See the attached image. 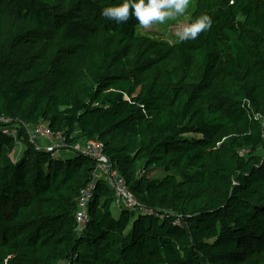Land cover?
Listing matches in <instances>:
<instances>
[{
  "label": "trees",
  "instance_id": "16d2710c",
  "mask_svg": "<svg viewBox=\"0 0 264 264\" xmlns=\"http://www.w3.org/2000/svg\"><path fill=\"white\" fill-rule=\"evenodd\" d=\"M122 2L0 0V264H264V0H198L175 43L100 15ZM18 122L101 141L138 207L101 179L77 234L96 161Z\"/></svg>",
  "mask_w": 264,
  "mask_h": 264
},
{
  "label": "built area",
  "instance_id": "2783aa9c",
  "mask_svg": "<svg viewBox=\"0 0 264 264\" xmlns=\"http://www.w3.org/2000/svg\"><path fill=\"white\" fill-rule=\"evenodd\" d=\"M255 120L261 122L264 138V116L252 113ZM0 122L8 124L9 119L2 118ZM24 130L28 136L29 143L32 144L37 151H44L53 154L59 158H64L66 154H80L90 157L97 163L93 172V180L81 190L77 200L76 222L77 234L81 235L89 222V207L94 199L96 192V184L103 179L107 185L114 191L116 195L115 207L136 209L138 203L134 195L130 192L126 185L125 179L120 172L114 167L104 152V145L98 139L84 142L83 144L69 145L62 132H54L50 127L37 125L33 126L18 122L13 125L11 134L19 137V132ZM26 149V145L18 142L16 148V157L21 155ZM59 264H66L61 262Z\"/></svg>",
  "mask_w": 264,
  "mask_h": 264
},
{
  "label": "clouds",
  "instance_id": "9594fccd",
  "mask_svg": "<svg viewBox=\"0 0 264 264\" xmlns=\"http://www.w3.org/2000/svg\"><path fill=\"white\" fill-rule=\"evenodd\" d=\"M189 3L190 0H123L122 3L102 8L100 15L117 24L126 23L134 17L142 28H149L153 24H164L184 16ZM211 25V18L201 15L179 30L176 36L180 42L196 40Z\"/></svg>",
  "mask_w": 264,
  "mask_h": 264
},
{
  "label": "rangeland",
  "instance_id": "374dc122",
  "mask_svg": "<svg viewBox=\"0 0 264 264\" xmlns=\"http://www.w3.org/2000/svg\"><path fill=\"white\" fill-rule=\"evenodd\" d=\"M197 1L198 0H190L189 7L186 10L184 16L168 20L164 24H153L149 28H142L141 26H139L137 28V34L142 36H149L152 39L159 41H165L169 43L177 42L178 38L176 36V33L184 26L189 24L190 18L196 9ZM157 171L158 172H156L157 174L155 176V179L161 180L168 175L166 171L160 169H158ZM170 174L178 176L180 180L183 178L182 175H178L175 171L170 172Z\"/></svg>",
  "mask_w": 264,
  "mask_h": 264
}]
</instances>
